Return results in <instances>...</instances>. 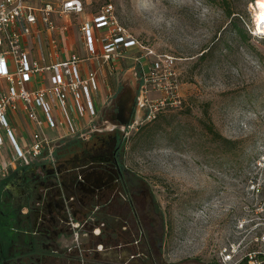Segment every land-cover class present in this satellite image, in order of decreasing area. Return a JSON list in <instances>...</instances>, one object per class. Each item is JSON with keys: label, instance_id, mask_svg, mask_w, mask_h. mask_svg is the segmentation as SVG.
<instances>
[{"label": "rangeland", "instance_id": "obj_1", "mask_svg": "<svg viewBox=\"0 0 264 264\" xmlns=\"http://www.w3.org/2000/svg\"><path fill=\"white\" fill-rule=\"evenodd\" d=\"M83 1L84 14L69 21L72 42L80 44L76 27L85 14L110 3L120 26L155 57L132 49L110 75L99 72L108 97L84 134L50 143L0 179V222L17 220L18 230L46 236L48 248L37 260L15 254L5 264H248L243 254L264 251L255 241L264 234V33H255L254 0ZM227 10L240 16L247 43L227 46ZM35 46L34 59L50 51ZM152 65L163 91L144 82ZM142 84L161 91L157 99L147 95L153 105L167 88L178 98L153 111ZM126 105L127 123L120 117ZM27 135L17 125L21 147ZM114 138L131 175L138 226H119L128 221L119 210L133 206L88 195L95 177L111 181L110 165L96 174L103 163L97 151L108 160ZM11 155L6 142L0 177ZM10 209L19 211L4 220Z\"/></svg>", "mask_w": 264, "mask_h": 264}, {"label": "built area", "instance_id": "obj_2", "mask_svg": "<svg viewBox=\"0 0 264 264\" xmlns=\"http://www.w3.org/2000/svg\"><path fill=\"white\" fill-rule=\"evenodd\" d=\"M81 14H84L83 0H0V152L6 142L12 151V160L4 164L0 179L5 178L10 168L15 170L14 165L34 160L50 143L82 135L73 123L68 105L72 101L79 116H83L85 107L94 114L91 94L98 88L97 72L103 65L115 69L132 49L141 52V57H155L152 50L120 26L113 5L108 3L79 24L85 54L71 51L60 60L56 33L67 31V18ZM35 45L41 49L50 47V51L34 59ZM92 61H96V68L80 76L81 66ZM148 80H152L154 90L164 89L153 65L144 78L145 84ZM140 90L153 111L169 99L178 98L172 87L167 88L166 97L153 105L147 100L150 90L143 84ZM55 109L61 113L58 119L53 115ZM21 116L31 125L24 147L15 140L14 128ZM45 128L52 132L51 139L44 133ZM255 241L256 246L263 245L264 234ZM263 252L257 247L252 254H243L240 261L255 264L263 258Z\"/></svg>", "mask_w": 264, "mask_h": 264}, {"label": "flooded vegetation", "instance_id": "obj_3", "mask_svg": "<svg viewBox=\"0 0 264 264\" xmlns=\"http://www.w3.org/2000/svg\"><path fill=\"white\" fill-rule=\"evenodd\" d=\"M116 141V142H115ZM114 144L111 148V153L109 154L110 157L108 160H105L106 153L104 150L99 149L98 155H100L98 158L103 160V163H100V166L97 168L96 174L98 176H103L102 172L100 171L101 166L103 165H110L112 168L111 171H108L107 178H111V181L107 182L109 179L105 180L104 182L99 183L96 181L98 177L94 179L92 184H90L95 190H92L90 193H88L90 198L93 199H108L111 203L112 201L118 202L120 201L121 205L125 206L126 204L130 205L133 208H130V210H119L120 217H128V221L125 220L124 222L120 223V228H123L124 226H134L135 223L136 226L139 225V219L138 214L136 213V199L134 198V192L129 189L130 187V173L129 170L124 168L123 162L121 161L123 157V146L120 141H117L116 138H114ZM113 143V142H112ZM96 157V156H95ZM110 170V169H108ZM106 179V178H105ZM122 199V201L120 199ZM120 208V207H119ZM124 208V207H123ZM108 208V204L103 207V210L106 211ZM97 209H95L96 211ZM19 211L10 209L7 211L6 216L3 218L4 220L6 217H15L16 212ZM121 212V213H120ZM96 215H99L102 213L104 215L103 211L95 212ZM130 215H132L130 217ZM130 217V218H129ZM108 219V218H107ZM106 216L104 215L103 225L107 226L110 222L107 221ZM127 219V218H126ZM7 223L5 224L4 222ZM4 222H0V264H5L13 255H26L27 257L33 258V260L39 259V257L44 256L47 254V243L44 242L46 236L44 235H36L33 233H26L23 230H18V222L17 220H6ZM15 225V227H9V225ZM6 236L3 238V236ZM134 247V246H133Z\"/></svg>", "mask_w": 264, "mask_h": 264}, {"label": "crops", "instance_id": "obj_4", "mask_svg": "<svg viewBox=\"0 0 264 264\" xmlns=\"http://www.w3.org/2000/svg\"><path fill=\"white\" fill-rule=\"evenodd\" d=\"M85 15H86V19L87 20L90 19L89 16L90 17L92 16V14H90V15L89 14H85ZM73 18H75V17H73ZM70 19L71 18H67V20H66L68 26H70V22H69ZM75 19H77V18H75ZM80 23L81 22H79L78 26L76 27L77 30H78V27H79ZM69 33H71L69 31V28L67 29L66 32H63L62 34L59 33V32L56 33L57 42H58V45L60 46V51H59V54H60L59 55V59L60 60H63V58H65L66 55H68L71 51H74L76 53H79V51H81V53H79V55L85 54V48H84V45L82 44L80 31H79V34H80V44H79V46H78V44L76 42H72ZM122 62H124V61H122ZM111 66H113V65L111 64ZM120 66H121V63L116 65L115 69H111L109 64H105V65L102 66V68L100 70H98L97 76H98L99 72L107 71V73L109 74L110 70H117ZM94 68H96V61H92L90 63L83 64L81 66V68H80V76H84L86 74V72H88V71H90L91 69H94ZM100 83H101V80H100V77L98 76V88H97V90L95 92H92V94H91L92 105L94 107V114H91V112L85 107L83 99H82V105H83V107H85V110L83 111V116H79L77 114L76 108H74V105H73L72 101L68 105V108L72 112V117L71 118L74 119L73 123L77 126V128L79 130V132H78L79 134H81V133H82V135L84 134V124L87 125V124L91 123L92 119L96 116V111H97L98 106H102L107 101V97L108 96L106 98L103 97L102 91L100 90V87H101ZM105 84H107V83H105ZM105 90L107 91V93L109 92L107 85L105 86ZM159 92H161V91H155V92H152V93L150 92L151 96L149 95V97H153V98L157 99V97H159L161 95V93H159ZM53 115L57 119L61 117V113H60V111L58 109L54 110ZM17 125L20 126V128L24 127L27 131L29 130V128L31 126V125H29V123L26 120L25 116H21L19 121L15 124V128H14L15 129V133L17 131ZM50 132H51L50 130L45 128V130H44L45 134H47V133L49 134ZM52 135H51L50 139L53 137ZM74 136H76V135H74ZM62 139H64V138H61V139H58V140H62ZM7 163H9V162H7ZM7 163H5V164H7Z\"/></svg>", "mask_w": 264, "mask_h": 264}, {"label": "trees", "instance_id": "obj_5", "mask_svg": "<svg viewBox=\"0 0 264 264\" xmlns=\"http://www.w3.org/2000/svg\"><path fill=\"white\" fill-rule=\"evenodd\" d=\"M225 16L227 18V22L222 33L224 32V34H227V38L229 39V41H227V46H229V44L234 41L239 43H247L250 35L246 31L244 25H242L240 16L236 15V13L232 10H227ZM5 237L6 236L4 235L3 238Z\"/></svg>", "mask_w": 264, "mask_h": 264}, {"label": "bare ground", "instance_id": "obj_6", "mask_svg": "<svg viewBox=\"0 0 264 264\" xmlns=\"http://www.w3.org/2000/svg\"><path fill=\"white\" fill-rule=\"evenodd\" d=\"M250 9L253 11V24L255 25V33H264V0H255L251 5ZM129 108V105H127ZM123 117L121 120L123 121Z\"/></svg>", "mask_w": 264, "mask_h": 264}, {"label": "water", "instance_id": "obj_7", "mask_svg": "<svg viewBox=\"0 0 264 264\" xmlns=\"http://www.w3.org/2000/svg\"><path fill=\"white\" fill-rule=\"evenodd\" d=\"M124 110V111H123ZM123 110H121V116L123 117V122L127 123V116H126V110H128V112H130V108H128V106L126 105V107L124 108L123 106Z\"/></svg>", "mask_w": 264, "mask_h": 264}]
</instances>
